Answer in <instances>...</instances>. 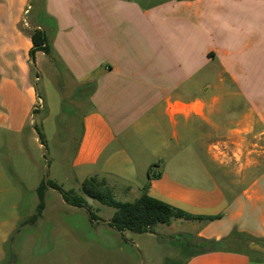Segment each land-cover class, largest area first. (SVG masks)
Returning <instances> with one entry per match:
<instances>
[{
  "label": "crops",
  "instance_id": "0c3cea01",
  "mask_svg": "<svg viewBox=\"0 0 264 264\" xmlns=\"http://www.w3.org/2000/svg\"><path fill=\"white\" fill-rule=\"evenodd\" d=\"M34 29L51 54L33 60ZM48 75L57 102L38 90ZM38 112L45 138L59 116L58 152L78 136L67 163L50 165L54 182L98 176L114 195L147 187L220 215L155 227L193 247L182 264H264V0H0V126L41 148L27 133ZM192 157L194 182L174 172ZM234 232L246 248L199 252L200 239L236 243Z\"/></svg>",
  "mask_w": 264,
  "mask_h": 264
},
{
  "label": "rangeland",
  "instance_id": "374dc122",
  "mask_svg": "<svg viewBox=\"0 0 264 264\" xmlns=\"http://www.w3.org/2000/svg\"><path fill=\"white\" fill-rule=\"evenodd\" d=\"M48 80L47 87L45 79H40L38 90L42 98L57 102L60 80L49 75ZM40 117L41 113L35 114L27 133L40 124ZM59 119L56 116L48 123V136L41 148L33 136L17 142L6 126H0V264H182L193 249L182 244L184 238L169 237L160 230L162 236L121 233L108 224L115 208L97 200L89 199L83 207L73 206L65 202L61 191L48 187L44 192L42 216L30 221L40 202L37 187L41 181H53L50 165L66 164L78 138L72 134L65 150L58 152V146L62 145ZM19 145L25 147L24 152ZM231 149L225 148L235 160ZM174 172L185 174L191 182L199 176L193 157L185 173L177 169ZM60 186L66 192H80V185L65 179ZM115 198L133 201L136 197L117 191ZM91 214L98 218L93 220ZM247 244L246 239H241L225 245L243 249Z\"/></svg>",
  "mask_w": 264,
  "mask_h": 264
},
{
  "label": "trees",
  "instance_id": "16d2710c",
  "mask_svg": "<svg viewBox=\"0 0 264 264\" xmlns=\"http://www.w3.org/2000/svg\"><path fill=\"white\" fill-rule=\"evenodd\" d=\"M30 36L33 43L30 55L33 60L35 59L37 51H44L47 55L51 54V46L48 37L43 30L34 29L31 31ZM35 129L43 144L45 136L42 129L38 125H35ZM149 176L153 177L151 174V168L149 169ZM48 187L61 191L65 202L73 206L83 207L88 203L89 199H93L102 204L114 207L115 213L108 224L121 233H124L125 231H132L135 233H154L155 227L158 224H169L176 218L212 220L220 217V215H198L189 213L170 203L150 196L147 193V187L137 199L133 201H119L115 198L113 191L107 186L105 178L92 176L81 183L80 192L78 193L73 190L67 192L63 191L62 187L54 181L47 183L41 181L37 187L40 202L37 206V212L30 219L31 222L37 221L45 209L44 192ZM91 218L96 220L98 217L96 214H91ZM241 237H243L241 234L235 232L232 234L233 239L241 240L239 239ZM249 240L252 241L254 239L250 238ZM229 241H231L229 238L219 241L202 238L196 243V245L199 252H207L225 249V244Z\"/></svg>",
  "mask_w": 264,
  "mask_h": 264
}]
</instances>
